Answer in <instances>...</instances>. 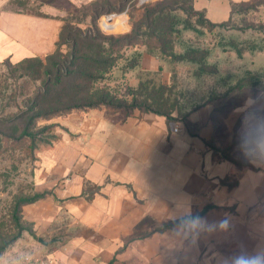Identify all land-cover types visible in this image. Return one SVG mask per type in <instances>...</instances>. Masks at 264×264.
<instances>
[{
    "label": "crops",
    "instance_id": "1",
    "mask_svg": "<svg viewBox=\"0 0 264 264\" xmlns=\"http://www.w3.org/2000/svg\"><path fill=\"white\" fill-rule=\"evenodd\" d=\"M215 1L224 0H194V8L219 24L240 0H225L221 22L207 13ZM64 25L42 9H0V63L54 54ZM257 67L264 52L249 70ZM248 90L222 116L205 106L187 123L99 108L71 115L68 137L39 157L43 195L29 205L43 247L37 264H237L264 249V156L240 148L246 113L264 112V82Z\"/></svg>",
    "mask_w": 264,
    "mask_h": 264
},
{
    "label": "rangeland",
    "instance_id": "2",
    "mask_svg": "<svg viewBox=\"0 0 264 264\" xmlns=\"http://www.w3.org/2000/svg\"><path fill=\"white\" fill-rule=\"evenodd\" d=\"M164 1L171 5V12L166 14L174 18L175 23L169 51L174 54H184L191 49L207 51L206 63L214 66L215 72L200 74L199 65L175 62L151 44L148 48L124 46L115 55V68L96 80L92 92L108 95L113 105L128 107L134 97L138 102L143 101L144 96L137 90L140 82H147L150 89L163 93L164 101L170 100L167 105H176L171 121L174 123H185L191 112L205 106L215 107L222 116L230 107L240 105L249 88L248 81L242 84L243 88L237 87V83L246 77L250 83L257 81L255 75L249 76L247 72L256 56L264 52V0H240L231 5L233 9L224 26L219 23L207 28L200 26V18L192 14V0ZM133 3L139 5V0H111L110 5L98 2L81 7L65 0H0V9L36 13L42 9L48 16L65 18L85 35L108 37L132 31L134 22L129 19ZM228 8L225 0L215 1L208 6L207 13L214 22H221ZM109 14H114L109 18L110 26L114 21L124 26L119 29L109 26L107 31L103 21ZM62 50L67 54L69 47L63 46ZM239 50L242 56L238 55ZM144 54L156 58L157 64H152L149 58L145 61ZM52 59L49 55L28 63H0V246L9 243L0 255V264H37L42 257L43 247L29 209L32 203L27 202L43 195L35 176L39 157L68 137L67 119L71 115H82L86 111L75 109L49 118H34L54 106L56 88L47 98L41 97L47 82L45 73L57 61L56 57ZM133 63L138 67L127 69ZM254 72L261 74L258 67ZM262 82L260 75L257 84L260 86ZM98 108L121 117L145 114L138 109L114 112L105 106Z\"/></svg>",
    "mask_w": 264,
    "mask_h": 264
},
{
    "label": "trees",
    "instance_id": "3",
    "mask_svg": "<svg viewBox=\"0 0 264 264\" xmlns=\"http://www.w3.org/2000/svg\"><path fill=\"white\" fill-rule=\"evenodd\" d=\"M98 2L111 4V0H99L95 3ZM132 7V14L129 21L134 22L133 29L131 32L119 34L118 36H88L83 34L80 29L73 26L71 23L66 22L64 18L66 23L61 31L59 49L52 54L53 59L56 57L57 61H54L45 73L47 82L41 94V97L45 99L54 92L53 88H56L57 91H55L53 95L54 106L48 112L36 114L34 118H49L50 116L61 115L75 109H86V111H88L100 106H105L114 112L118 110H129L131 112L132 110L138 109L145 113L164 116L169 121L173 120L172 115L176 109V105H167L170 100L164 101L163 93H161L160 90L155 91L154 88L150 89L149 83L147 82H140L137 90L140 92V96H144L143 101L138 102L137 98L134 97L132 104L128 107L113 105L111 101L108 100V95L92 92V86L96 80L103 78L105 74L115 68V62L117 60L115 55L120 52L124 46L128 48L145 46L148 48L151 44L160 50L161 54L170 57L175 62L186 61L199 65L200 74L215 72V67L206 63V58L208 57L207 51L191 49L184 54H174L169 51L175 27L174 18L166 14L171 12L170 4L166 3L164 0H158L139 3V5L133 3ZM232 9L233 7L231 6V11ZM192 10V14L200 18L198 22L200 26L207 28L213 25V23L206 19L204 12L195 10L194 0H192ZM109 16H114V14H109L105 17ZM224 25L225 22L222 26ZM143 29L144 31L142 32ZM62 46L69 47L67 54H63ZM237 53L239 56L243 55L241 50ZM34 59L37 58L27 59L23 61V63H28L30 60ZM137 67V63H133L131 66H128L127 69L133 70ZM258 70L261 73V77L264 79V70ZM52 73L54 78H52ZM247 75L252 77L255 75L257 81L250 83L247 77L245 78L246 80L242 78L238 81L237 87L243 88L244 86H242V84L244 85L247 81V88L251 89L257 87L260 75L251 70L247 72ZM151 101L152 103H149ZM190 114L187 118L185 117V123H187ZM40 197H42V195L27 200V202L33 203ZM16 221L17 224H19L17 218ZM8 245L9 243H4L0 246V255Z\"/></svg>",
    "mask_w": 264,
    "mask_h": 264
},
{
    "label": "clouds",
    "instance_id": "4",
    "mask_svg": "<svg viewBox=\"0 0 264 264\" xmlns=\"http://www.w3.org/2000/svg\"><path fill=\"white\" fill-rule=\"evenodd\" d=\"M240 148L253 158L264 156V112L249 110L246 113L241 129ZM220 226L222 229L227 228V221H222ZM237 264H264V249L257 248Z\"/></svg>",
    "mask_w": 264,
    "mask_h": 264
},
{
    "label": "built area",
    "instance_id": "5",
    "mask_svg": "<svg viewBox=\"0 0 264 264\" xmlns=\"http://www.w3.org/2000/svg\"><path fill=\"white\" fill-rule=\"evenodd\" d=\"M147 1H158V0H139V3H144V2H147ZM111 17H113V16H109V17H106V20H104L103 21V23L106 25V29H107V31H108V28H109V26H110V19L109 18H111ZM108 27V28H107ZM177 131V130H176Z\"/></svg>",
    "mask_w": 264,
    "mask_h": 264
}]
</instances>
